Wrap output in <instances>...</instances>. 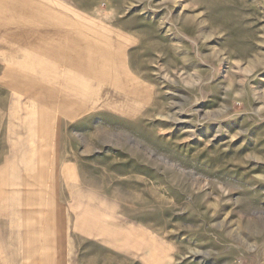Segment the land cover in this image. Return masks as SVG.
I'll return each mask as SVG.
<instances>
[{"label":"rangeland","instance_id":"374dc122","mask_svg":"<svg viewBox=\"0 0 264 264\" xmlns=\"http://www.w3.org/2000/svg\"><path fill=\"white\" fill-rule=\"evenodd\" d=\"M0 264H264V0H0Z\"/></svg>","mask_w":264,"mask_h":264},{"label":"bare ground","instance_id":"6f19581e","mask_svg":"<svg viewBox=\"0 0 264 264\" xmlns=\"http://www.w3.org/2000/svg\"><path fill=\"white\" fill-rule=\"evenodd\" d=\"M132 43V42H131ZM130 42H128V45H130L131 44ZM127 45V44H126ZM174 47V46H173ZM126 54V53H125ZM141 77V76H140ZM146 78V77H145ZM130 81V85L132 84V85H137L138 86V89L140 90V91H142V94H144V96H148V94H150V87H149V85H148V83L147 82H145L144 80H142V81H136V80H134V79H131V80H129ZM148 81V80H147ZM136 90H137V88H136Z\"/></svg>","mask_w":264,"mask_h":264},{"label":"crops","instance_id":"0c3cea01","mask_svg":"<svg viewBox=\"0 0 264 264\" xmlns=\"http://www.w3.org/2000/svg\"><path fill=\"white\" fill-rule=\"evenodd\" d=\"M57 238H60V237H57ZM59 243H60V241L58 242V244H59ZM58 244H57V245H58Z\"/></svg>","mask_w":264,"mask_h":264}]
</instances>
